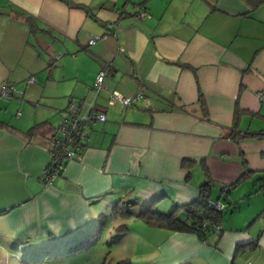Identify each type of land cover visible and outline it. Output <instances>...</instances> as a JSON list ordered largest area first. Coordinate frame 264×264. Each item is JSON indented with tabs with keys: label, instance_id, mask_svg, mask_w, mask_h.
<instances>
[{
	"label": "crops",
	"instance_id": "0c3cea01",
	"mask_svg": "<svg viewBox=\"0 0 264 264\" xmlns=\"http://www.w3.org/2000/svg\"><path fill=\"white\" fill-rule=\"evenodd\" d=\"M139 7L146 16L137 15ZM30 76L35 81L27 83ZM3 82L23 94L0 97V264L8 256L12 264L44 251L57 256L61 246L93 234L102 218L98 241L107 232L111 250L123 243L129 252L121 260L130 264H264V139L237 137L264 130L257 96L264 91V4L253 10L246 0H0ZM112 91L143 96L109 105ZM77 100L103 111L106 121L86 131L80 157L44 185L48 138ZM204 183L210 200L224 205L220 237L137 216L150 204L162 213L186 205ZM125 201L140 207L131 211L146 224L135 221L137 233L127 224L122 232L108 226L122 218L115 205ZM20 250L27 251L22 261Z\"/></svg>",
	"mask_w": 264,
	"mask_h": 264
},
{
	"label": "built area",
	"instance_id": "2783aa9c",
	"mask_svg": "<svg viewBox=\"0 0 264 264\" xmlns=\"http://www.w3.org/2000/svg\"><path fill=\"white\" fill-rule=\"evenodd\" d=\"M137 15L146 16L147 11L144 8L139 7ZM111 26H113V24L107 25L108 28ZM105 37L106 36L103 34L95 35L88 41V43L89 45H92ZM48 63L51 64L52 60H49ZM104 76L105 70L101 69L94 79V87L96 91L102 88ZM34 81V76H30L27 79V83H32ZM22 94L23 91L18 89L15 85L4 82L0 84V97L5 101H10L13 97ZM142 96V91L132 95H123L118 91H112L108 95L107 102L109 105L119 102L123 105L129 106ZM257 96L260 101H264V91H258ZM103 121H106V114L103 111L95 109L85 100L71 101L66 108L62 122L48 138L49 160L40 175V182L44 185L49 184L56 176L64 171L65 166L69 161L78 159L81 155L86 131L92 128L96 122ZM231 187V183H226L222 186V189L227 191ZM208 206L216 211H222L224 207L223 203L214 200H209ZM195 227L196 230L202 234L211 233L218 237L222 236L224 232L220 218H202Z\"/></svg>",
	"mask_w": 264,
	"mask_h": 264
},
{
	"label": "trees",
	"instance_id": "16d2710c",
	"mask_svg": "<svg viewBox=\"0 0 264 264\" xmlns=\"http://www.w3.org/2000/svg\"><path fill=\"white\" fill-rule=\"evenodd\" d=\"M250 5L252 6V9L255 10L262 4H264V0H246ZM16 15L23 16L27 20H30L31 18L19 11H15ZM31 23V26L34 27L33 23ZM40 125H36L32 127L29 131H33L34 129L38 128ZM239 139H264V130H260L257 132H246L244 134H241L240 136L237 135ZM191 161L189 159H184L182 161V166H188ZM243 179V176L240 177L235 182L231 183L233 186L237 182ZM210 194H211V188L208 183H204L200 187V194L197 199L194 201L180 206L175 207L173 210L167 213H162L159 211H156L151 208L152 204L148 205V207L141 210L137 216L139 218H142L144 221L151 225H155L158 227H165L171 230H191L196 232L200 237L203 239L205 238L206 234H202L196 230L195 225L198 224L202 218H211V219H217L221 218L222 211H216L208 206V201L210 200ZM130 202L125 201L124 203H117L115 205V211L120 214L121 216H131L132 212L128 209ZM179 209L184 210V218H181L179 216ZM105 226V220L102 218V221L100 223V226L97 228V230L89 235L88 237L82 239L81 241L76 243V249L82 250L90 247L94 243H96L97 240H99L100 235L102 233L103 227ZM126 224L118 225L115 228V232H122L126 230ZM117 264H130L128 260H120L117 262Z\"/></svg>",
	"mask_w": 264,
	"mask_h": 264
},
{
	"label": "rangeland",
	"instance_id": "374dc122",
	"mask_svg": "<svg viewBox=\"0 0 264 264\" xmlns=\"http://www.w3.org/2000/svg\"><path fill=\"white\" fill-rule=\"evenodd\" d=\"M128 209L132 212L137 211L140 209L139 206H130V208L128 207ZM223 211V210H222ZM225 211V210H224ZM226 213H224L225 216ZM111 215L113 216V214L111 213ZM135 218L131 217V216H122V218L120 216H114L113 218L108 219V226H115L117 227L118 225L121 224H127V226L131 229H133V233L134 231L138 230L140 225L136 224L135 221H139L142 224L141 225H146L145 222L143 220H134ZM113 226V227H114ZM111 228V227H110ZM112 229V228H111ZM135 229V230H134ZM113 231H115V228L113 229ZM112 232V230H111ZM138 231H136L137 233ZM134 234H132L133 236ZM101 236V235H100ZM130 236V237H132ZM135 236V235H134ZM133 236V237H134ZM101 238V237H100ZM99 238V239H100ZM105 239H107L108 241L111 240V238L109 237V234L106 232L105 234V238L103 237L101 239V241H96V243H94L93 245H91L90 247L86 248V249H82V250H78L76 249V244L71 245V246H66L63 245L61 246L59 249H57V256H53V255H48L47 252H43L41 254L38 255L37 259L33 262H29L27 261L26 264H73V263H78L77 261H84L85 259L88 258H92V259H97L100 260L101 263L103 262V264H117L118 261H120L121 259H123L124 257H122L124 254H127L126 251L129 252V250L125 251V248L123 246V243L119 246H121L120 249H110V246L107 245L105 242ZM132 238H128L125 240V242L130 243ZM136 239H137V235H136ZM138 239H139V235H138ZM123 246V247H122ZM126 247H130V244H127ZM22 250H20V260L22 261L23 257L26 255V253L23 252V254L21 253ZM59 257V258H58ZM3 260L2 264H12V260L10 261V257H7V260ZM16 264H22L21 262H16ZM240 264H248V259L242 258Z\"/></svg>",
	"mask_w": 264,
	"mask_h": 264
}]
</instances>
